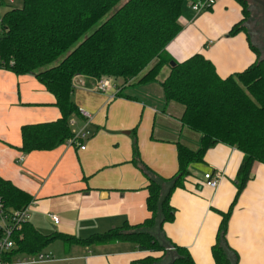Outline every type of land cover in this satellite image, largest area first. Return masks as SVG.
Listing matches in <instances>:
<instances>
[{
	"label": "crops",
	"instance_id": "1",
	"mask_svg": "<svg viewBox=\"0 0 264 264\" xmlns=\"http://www.w3.org/2000/svg\"><path fill=\"white\" fill-rule=\"evenodd\" d=\"M193 12L180 18L182 30L167 46L177 61L201 52L226 77L257 60L247 33L228 35L242 18L237 0H217L211 11ZM168 74L169 67L166 77ZM96 79L74 77V101L91 113L90 121L76 117L74 129L91 132L83 142L86 147L66 142L51 151L24 153L19 149L21 127L55 120L60 110L53 94L35 75L18 76L0 68V177L33 196L29 220L42 233L62 231L86 238L125 221L140 223L149 215L145 189L148 179L131 162L134 130L141 159L164 177L178 170L176 141L190 145L191 140V147L199 146L200 136L181 123L183 107L166 104L163 91L157 96L146 93L145 98L130 100L117 95L119 83L106 91L97 90ZM242 158L237 148L216 144L208 150L204 163L191 168L192 177L186 187L172 195L175 220L165 223L162 233L186 247L195 264H215L211 247L220 213L236 196V175ZM217 171L222 179L213 189L204 182V175ZM53 214L59 216L58 223L52 219ZM227 241L238 252L239 264H264V164L255 163L252 168V178L230 217ZM63 248L66 253L62 258L68 264H129L147 254L131 242Z\"/></svg>",
	"mask_w": 264,
	"mask_h": 264
},
{
	"label": "trees",
	"instance_id": "2",
	"mask_svg": "<svg viewBox=\"0 0 264 264\" xmlns=\"http://www.w3.org/2000/svg\"><path fill=\"white\" fill-rule=\"evenodd\" d=\"M190 1L22 0L21 7H10L4 12L0 30V68L18 76L35 75L53 94L54 104L60 110L55 120L21 127L19 149L22 152L51 151L74 137L70 120L81 117L73 98L77 75L122 78L117 95L130 100L140 97L136 92L126 93L129 87L139 89L160 83L165 103L175 102L183 107L180 118L183 127L200 136L197 148L176 141L178 170L164 177L141 159L134 130L131 162L148 179L145 189L149 215L142 222L125 221L121 226L82 238L62 231L45 234L27 220L13 233L14 247L3 254L4 261L13 262L20 255L44 252L56 241H62L68 249L75 245L92 247L131 242L147 254L129 264L169 261V246L180 255L172 264H195L186 247L163 236V225L175 220L172 195L186 187L192 177L191 167L204 163L208 150L223 143L240 150L243 158L236 175V196L230 207L221 211L211 251L215 264H239L238 252L227 241L228 223L240 194L252 178L254 164H264V56L252 42L247 27L252 15L251 5H262L254 0H237L242 18L231 27L228 35L247 33L257 60L241 71L222 77L214 63L201 52L177 61L167 50L168 44L182 30L180 18ZM103 18L105 20L90 35L60 60ZM166 66L169 74L160 81L159 75ZM0 198L10 211L24 208L33 200L29 192L2 177Z\"/></svg>",
	"mask_w": 264,
	"mask_h": 264
},
{
	"label": "built area",
	"instance_id": "3",
	"mask_svg": "<svg viewBox=\"0 0 264 264\" xmlns=\"http://www.w3.org/2000/svg\"><path fill=\"white\" fill-rule=\"evenodd\" d=\"M12 4L14 0H0V30L3 24V12L2 4L5 2ZM217 0H191L189 2L190 8L195 12L199 13L213 8ZM112 86L117 87L108 78L96 79V89L99 91H106ZM81 116L87 121L91 120V113L87 110L80 109ZM72 126L76 125V117L70 120ZM91 135V132L86 128H79L75 130V135L68 143L72 145H78L80 148L84 149L86 146L83 144ZM222 179L221 172H208L204 175V182L211 188L216 189L220 180ZM29 207L30 204L21 209L7 210L4 206L2 199L0 198V264H11L17 261V263H38V262H49L55 259L52 253L40 252L35 255H29L25 257V261L14 260L13 262L4 261L2 259L3 254L9 252L14 247L13 233L16 232L21 226L22 222L29 220ZM55 223L59 222V216L51 215ZM171 247L169 250H173Z\"/></svg>",
	"mask_w": 264,
	"mask_h": 264
},
{
	"label": "rangeland",
	"instance_id": "4",
	"mask_svg": "<svg viewBox=\"0 0 264 264\" xmlns=\"http://www.w3.org/2000/svg\"><path fill=\"white\" fill-rule=\"evenodd\" d=\"M189 3V2H188ZM187 3V4H188ZM8 4H10L8 1L5 2L4 4H2V12L4 13L8 8L10 7H21L22 6V0H14V2L11 4V6L8 7ZM186 4L185 10H184V14L182 16L186 17V15L189 12H193L192 10L190 11V9L188 8V5ZM215 6V5H214ZM213 6V7H214ZM251 9H252V15L250 17V19L247 22V27H248V32H249V36L252 40V42L254 43V45L256 47H258L262 53V55L264 56V19H263V9L260 5L258 4H252L251 5ZM211 9H208L206 11H211ZM206 11H202V12H206ZM199 12V13H202ZM199 13H195L193 12V14H199ZM105 20V18H103L96 26H94L90 31H88L84 36H82L80 38V40L74 44L61 58L60 60L65 57L72 49H74L76 47L77 44H79L81 41H83L88 35H90L97 27L99 24H101V22H103ZM60 60H58L57 62H55L54 64H57ZM167 70H168V66L164 67L159 75V80H163L166 77L167 74ZM112 83H119V86H121L123 84V79L122 78H117V79H111ZM75 91V90H74ZM130 92H136L139 93V97L140 98H145L146 97V93H154L156 96L162 92V88L160 83H152L148 86L144 85L141 86L139 89L137 86L134 87H129L126 91V93H130ZM74 98V96H73ZM173 104H175V106H178V108L182 107L180 104H177L175 102H173ZM77 126H73L74 129H76ZM197 134V133H195ZM192 141L190 140V145H191ZM196 165V164H194ZM193 165V166H194ZM192 166V167H193ZM191 167V168H192ZM214 189V188H213ZM221 214V213H220ZM222 216V214H221ZM64 244L62 243V241H57L55 242L51 247L46 248V250L44 251L45 253H49L52 252L55 255V259L49 262H38V263H11V264H68L69 261H65L62 257L63 255L66 253L64 250ZM25 257L24 255H20L19 257L16 258V260H22L25 261Z\"/></svg>",
	"mask_w": 264,
	"mask_h": 264
},
{
	"label": "water",
	"instance_id": "5",
	"mask_svg": "<svg viewBox=\"0 0 264 264\" xmlns=\"http://www.w3.org/2000/svg\"><path fill=\"white\" fill-rule=\"evenodd\" d=\"M255 2L259 3L262 5L263 7V12H264V0H254ZM172 65H175V62L172 61L171 63ZM161 227V225L159 224V228ZM171 248V246L168 247V249ZM170 260L169 261H166L164 263H161V264H172L176 258L180 257L179 253L173 249V250H170Z\"/></svg>",
	"mask_w": 264,
	"mask_h": 264
}]
</instances>
